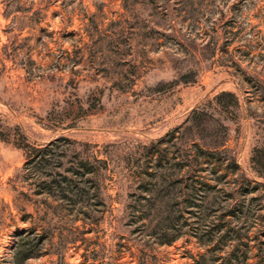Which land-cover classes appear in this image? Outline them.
Returning <instances> with one entry per match:
<instances>
[{
  "label": "rangeland",
  "instance_id": "obj_1",
  "mask_svg": "<svg viewBox=\"0 0 264 264\" xmlns=\"http://www.w3.org/2000/svg\"><path fill=\"white\" fill-rule=\"evenodd\" d=\"M263 158L264 0H0V264H264Z\"/></svg>",
  "mask_w": 264,
  "mask_h": 264
},
{
  "label": "trees",
  "instance_id": "obj_2",
  "mask_svg": "<svg viewBox=\"0 0 264 264\" xmlns=\"http://www.w3.org/2000/svg\"><path fill=\"white\" fill-rule=\"evenodd\" d=\"M174 81H176V83H187V82H194L196 81V78H194V76H192V74H188V73H184L182 74L180 77H177L174 79ZM231 95L234 100L236 102H238V99L236 97V95L234 93H228V92H223L221 95ZM16 145H18L19 147H21L24 151H25V155H26V163H30L33 162L35 160H38V163H43L44 158L47 155V148L49 147L50 143H41V144H35V143H31L28 140H25L24 137V143L23 144H18L16 143ZM258 163L262 164V167H264V158L261 160H258ZM54 180L49 181L48 183L51 184V182H53ZM235 183V190L236 189H240V191H242V194L245 195L246 193L249 192H254L258 189V185L260 183L256 182V184L252 185V180H234L233 181ZM264 185V183H262ZM235 192V191H234ZM256 197V196H255ZM252 197V200H255L257 198ZM253 205V203L251 202L249 204V206ZM264 208V207H263ZM228 215H231L229 212H227V214L223 215V217H226ZM244 216H246L247 218V214H245ZM243 216V217H244ZM260 220L262 221V225H264V214H261L260 216ZM227 222H230V219L227 220ZM197 235V233H196ZM246 236H248V232L245 233ZM240 241H242V235L240 234V236L238 237ZM177 237L173 236L172 238H168V240H163L161 239L162 243H172L174 240H176ZM223 239V238H222ZM212 239L208 240L211 241ZM239 245L236 244L234 245V247L232 248V250L225 256H222L221 258H214V256L210 257V262L209 264H234V257L233 254L236 250V248H238ZM246 254H244L245 256ZM34 256H38V254H34V252H31L30 248H23L20 247L18 248V250L15 253V261L16 264H21L22 262H25L27 259L34 257ZM206 256L207 255H203L202 256V261L206 260ZM244 256H243V260H244ZM260 261L264 262V256L260 255L259 258ZM199 264H203L199 263Z\"/></svg>",
  "mask_w": 264,
  "mask_h": 264
}]
</instances>
